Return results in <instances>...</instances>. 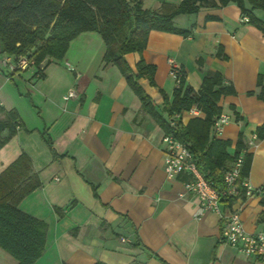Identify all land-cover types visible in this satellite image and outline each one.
<instances>
[{"label": "crops", "instance_id": "1", "mask_svg": "<svg viewBox=\"0 0 264 264\" xmlns=\"http://www.w3.org/2000/svg\"><path fill=\"white\" fill-rule=\"evenodd\" d=\"M179 1L142 3L168 12ZM207 14L218 19L204 20ZM174 23L192 25L191 34L150 30L141 56L156 66L155 85L144 77L138 83L167 119L159 88L170 100L175 83L168 74L169 59L181 65L185 84L195 89L206 70L220 71L236 92L220 99L230 120L216 137L230 139L232 153L241 134L251 153L245 179L254 189L264 187V140L254 134L264 122V99L257 96L264 89V36L242 21L234 3L194 16L180 14ZM219 46L226 58L216 56ZM103 52L99 34L83 31L60 60L43 67L41 77L32 67L14 72L0 68V106L15 109L21 121L0 148V170L24 152L40 180L18 203L47 224L44 251L32 264H264L220 241L222 220L216 212L195 216L198 200L184 187L189 176L168 178L164 171L163 129L142 109L120 70L102 62ZM124 58L135 71L139 54L129 52ZM69 88L76 95L64 99ZM182 115L186 123L189 117ZM231 204L240 208L245 231L264 230V223L256 221L264 212V191ZM56 208L63 209L61 216ZM4 254L0 248V264H15Z\"/></svg>", "mask_w": 264, "mask_h": 264}, {"label": "trees", "instance_id": "2", "mask_svg": "<svg viewBox=\"0 0 264 264\" xmlns=\"http://www.w3.org/2000/svg\"><path fill=\"white\" fill-rule=\"evenodd\" d=\"M228 3H234L239 8L242 21L264 36V0H180L168 12L147 8L142 0H0V53L32 59L34 74L41 77L43 67L50 61L60 60L75 36L83 31H95L104 43L102 62L111 63L120 70L138 96L142 109L151 112L164 133H172L185 143L194 154L203 176L212 185L222 188L223 171L236 156L242 153L239 181L247 177L251 162V153L245 151L241 134L230 153L228 148L232 141L210 133L215 117L222 112L221 97L236 92L232 83L220 71L206 70L195 89L185 84V72L181 70L170 100L159 88L162 109L168 117L165 119L156 111L137 80L144 77L150 85H155L153 75L156 66L145 62L141 56L150 30L189 36L192 25L189 28L177 27L175 16L196 14L203 9L219 8ZM256 9L262 12L261 16L254 12ZM211 19H218V16H204V20ZM219 48L216 56L226 58ZM129 52L139 54L135 71L124 58ZM197 62L202 65L201 58ZM257 85H261L259 77ZM251 93L247 91V94ZM257 96L264 99V89ZM193 105L203 112L202 117H190L184 124L176 121L174 127L169 125L175 113ZM230 108L234 117L239 118L234 107L230 105ZM20 125L15 109L6 110L0 106V148ZM4 130L6 134L2 135ZM254 134L264 140V122L255 127ZM38 186V175L24 152L0 170V248L15 260V264H32L44 251L46 222L18 208L19 201ZM237 197L242 201L245 199L243 188L238 187L235 195L222 200L232 206L231 202ZM55 210L59 216L63 214V209ZM256 221L264 223V212L258 215ZM93 264L106 263L95 261Z\"/></svg>", "mask_w": 264, "mask_h": 264}, {"label": "built area", "instance_id": "3", "mask_svg": "<svg viewBox=\"0 0 264 264\" xmlns=\"http://www.w3.org/2000/svg\"><path fill=\"white\" fill-rule=\"evenodd\" d=\"M33 60L25 56L5 55L0 59V68L14 72L16 70H24L33 68ZM183 70L181 65L174 59H169L168 74L174 83H178L180 71ZM76 95L75 88H69L64 99L74 97ZM183 113L190 117H202L203 112L196 106H190L181 113H175L169 120L171 127L176 126V121L184 124ZM230 120L229 115L221 112L215 117L210 128V133L217 134L223 126ZM164 144V171L168 178H174L180 173L187 174L188 180L184 182L186 190L192 192L198 204L195 210V216L200 217L206 211L216 212L222 220L219 239L221 242L236 246L241 252L249 257L264 260V230L257 232H247L243 228L240 218V208L228 206L223 202V198L235 195L238 187L244 189L245 196L252 195L253 191H264V187L254 189L249 182L243 178L240 181L239 173L242 164V153L236 156L223 171L222 188H218L208 181L196 165L194 154L188 146L179 141L172 133H165L162 137ZM222 205V210L220 208Z\"/></svg>", "mask_w": 264, "mask_h": 264}, {"label": "rangeland", "instance_id": "4", "mask_svg": "<svg viewBox=\"0 0 264 264\" xmlns=\"http://www.w3.org/2000/svg\"><path fill=\"white\" fill-rule=\"evenodd\" d=\"M189 15H190V16H191V15L194 16V14H189ZM176 24H177V26H182L183 23H182V21H180V20L178 21V20H177V23H176ZM92 51L94 52L95 49H93V50L89 49V50H88V52H92ZM4 255H6V257H9V256H7V254H4ZM10 259H11V258H10ZM12 261H13V260H12ZM2 264H11V263L6 262V263H2Z\"/></svg>", "mask_w": 264, "mask_h": 264}]
</instances>
